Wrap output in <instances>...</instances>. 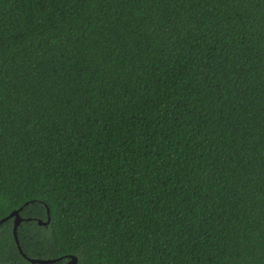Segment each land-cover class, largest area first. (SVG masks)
I'll use <instances>...</instances> for the list:
<instances>
[{"label":"trees","instance_id":"obj_1","mask_svg":"<svg viewBox=\"0 0 264 264\" xmlns=\"http://www.w3.org/2000/svg\"><path fill=\"white\" fill-rule=\"evenodd\" d=\"M21 208L0 264H264V0H0Z\"/></svg>","mask_w":264,"mask_h":264},{"label":"water","instance_id":"obj_2","mask_svg":"<svg viewBox=\"0 0 264 264\" xmlns=\"http://www.w3.org/2000/svg\"><path fill=\"white\" fill-rule=\"evenodd\" d=\"M22 209L23 208H21L20 210L14 211L8 217H6V218H4V219H2L0 221V225H1L2 223H4L5 221H7L9 219H14V237H15L16 243H17V245L19 247V250L21 252H22V250L20 248L19 240H18V237H17V229H18L19 225L21 224V222H23V218L20 216V211ZM38 223L41 226H47L49 224V218H48V220L46 222L43 221V220H38ZM27 259L33 264H52V263H55L57 261V260H54V259H32V258H27ZM69 264H77V258L74 257V256H71V260H70Z\"/></svg>","mask_w":264,"mask_h":264}]
</instances>
